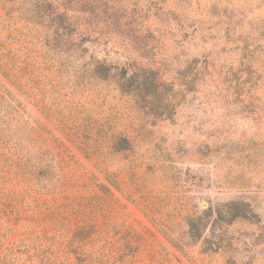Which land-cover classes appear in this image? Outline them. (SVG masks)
Wrapping results in <instances>:
<instances>
[{
  "label": "rangeland",
  "instance_id": "1",
  "mask_svg": "<svg viewBox=\"0 0 264 264\" xmlns=\"http://www.w3.org/2000/svg\"><path fill=\"white\" fill-rule=\"evenodd\" d=\"M0 264H264V0H0Z\"/></svg>",
  "mask_w": 264,
  "mask_h": 264
},
{
  "label": "trees",
  "instance_id": "2",
  "mask_svg": "<svg viewBox=\"0 0 264 264\" xmlns=\"http://www.w3.org/2000/svg\"><path fill=\"white\" fill-rule=\"evenodd\" d=\"M62 15V14H60ZM115 67L112 64H109V62L107 60H103V61H97L96 63H93V65H90V67H85L84 65L79 64L76 69L74 70V72L76 74H84V73H88L93 77L96 78H101V79H108V78H113L114 76H118L119 73L117 71H115ZM129 70V68H128ZM128 72V71H127ZM127 74L128 73H123V75H120V80H122V82L119 84V88L122 91L125 92H129V90H126V86H128V83L125 82L126 78H127ZM133 73L130 75V77L128 78L129 81L132 82V80L135 78ZM127 83V85H126ZM132 93H136L138 94L136 89L131 90ZM110 178V177H108ZM103 190H107V187L105 185H102Z\"/></svg>",
  "mask_w": 264,
  "mask_h": 264
}]
</instances>
